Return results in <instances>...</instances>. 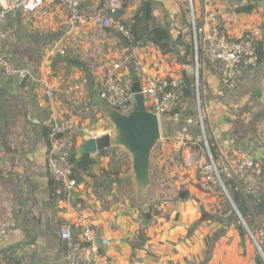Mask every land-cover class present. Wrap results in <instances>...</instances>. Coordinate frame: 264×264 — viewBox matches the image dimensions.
<instances>
[{"label": "crops", "instance_id": "crops-1", "mask_svg": "<svg viewBox=\"0 0 264 264\" xmlns=\"http://www.w3.org/2000/svg\"><path fill=\"white\" fill-rule=\"evenodd\" d=\"M10 1L0 0V7ZM123 1L128 6L122 18L128 19L143 0ZM149 1V29L163 27L171 41L166 50L151 43L137 47L139 59L153 77L180 79L185 73L190 78L195 67L194 26L202 23L208 8L222 15L229 12V0ZM107 8L108 0L80 4L84 13L106 15ZM105 28L86 26L80 35L74 34L59 1H47L32 12L13 10L0 23V56L30 71L24 81L0 66V220L9 233L7 243L0 244V264H67L59 236L64 225L74 236L82 225L91 229L101 264H264V195L254 200L241 191L243 196L237 195L234 203L220 187L204 193L197 188L200 173L187 162L190 152L208 161L210 141L217 148V166L232 156L250 157L262 165L264 177V55L234 88L224 86L217 64L205 59L198 73L209 108L206 128L189 115L180 117L182 106L194 95L191 86L190 97L179 103L178 117L167 116L161 123V138L151 154V218L144 217L146 210L135 200L127 181L130 157L120 147L91 152V174L82 173L69 196L53 179L46 166L52 120L74 118L73 153L79 154L85 140L109 131L95 106L100 85L118 77L129 87L130 79L138 76L129 43L114 28ZM229 32L233 39L252 35L264 48V0L248 14L234 13ZM187 53L192 62L184 65L179 59ZM47 88L53 89V97L46 96ZM91 111L99 121H89ZM170 152L179 153L183 164L166 163L162 170L163 157ZM179 173L189 175L180 189L192 191L190 198L173 194L180 186ZM162 174L169 185L156 182ZM122 183L132 191L130 203L138 209L134 215L123 210L128 192L119 188ZM102 237L109 240L106 247L101 246Z\"/></svg>", "mask_w": 264, "mask_h": 264}, {"label": "built area", "instance_id": "built-area-1", "mask_svg": "<svg viewBox=\"0 0 264 264\" xmlns=\"http://www.w3.org/2000/svg\"><path fill=\"white\" fill-rule=\"evenodd\" d=\"M47 1H59L65 5L67 21L76 35H80L86 26L112 27L120 32L130 45L129 55L133 59V67L140 81L141 92L145 95L151 110L158 115L160 124L167 116L178 117L176 109L180 99L177 90L181 87V80L178 78H156L149 75L146 66L139 59L137 47L130 44L133 40L130 30L119 20H114L110 16V13L121 6L120 0H108L106 15L82 12L80 10L82 0H11L8 4L0 7V23L9 17L13 10L22 9L32 12ZM202 18V23L199 26H194L197 66L199 68L200 61L203 65L205 59L216 63L223 85L227 88H234L244 71L257 66L260 62L256 50V40L249 34L242 35L237 39L231 37L229 29L234 19V13L226 12L222 15V13L208 8L204 11ZM2 38L3 33L0 31V43ZM0 66L6 74L17 75L21 78L30 74L28 69L18 67L12 61L1 56ZM39 83L41 84L42 80ZM196 88L199 96L201 91L199 90L198 76ZM45 94L48 97H53L54 91L47 88ZM99 94L118 111L126 112L131 106L129 87L118 77L105 81ZM202 96H204V91ZM76 130L77 125L74 118L62 116L52 120L48 134L49 148L46 154V166L67 196L71 195L78 186V179L74 176L73 164L69 159L76 145ZM95 137L97 136L91 138ZM207 154L208 161H202L193 152H190L187 157V162L194 164L200 173L198 188L202 192L211 193L220 187L230 198L227 189L225 188L226 193L223 188V175L233 179L239 190L246 195L249 194L258 199L264 195V177L260 163L250 157L236 155L223 159V165L219 167L214 162L209 149ZM220 154L223 156L222 152ZM59 236L66 246L67 264H101L102 253L95 245V236L88 226H80L74 236L70 227L64 225L60 229ZM8 240L7 225L0 220V244L7 243ZM100 243L102 247H106L109 240L102 237Z\"/></svg>", "mask_w": 264, "mask_h": 264}, {"label": "water", "instance_id": "water-1", "mask_svg": "<svg viewBox=\"0 0 264 264\" xmlns=\"http://www.w3.org/2000/svg\"><path fill=\"white\" fill-rule=\"evenodd\" d=\"M127 6L128 1H123L119 8L110 13V16L114 20L121 19ZM197 65L198 57L195 48L196 75L198 74ZM26 78L27 76L23 80L25 81ZM129 92L131 106L126 112L118 111L110 106L100 94L96 96L95 106L100 115L108 122L109 131L90 138L87 141V149L83 151L91 153L110 147L124 149L130 157L127 181L134 189L136 202L142 210H147V192L149 187L154 184L151 177V154L161 138V124L158 115L151 110L145 95L141 92L138 76L130 79ZM223 188L226 191L224 186Z\"/></svg>", "mask_w": 264, "mask_h": 264}, {"label": "trees", "instance_id": "trees-1", "mask_svg": "<svg viewBox=\"0 0 264 264\" xmlns=\"http://www.w3.org/2000/svg\"><path fill=\"white\" fill-rule=\"evenodd\" d=\"M258 0H246V3L244 4H236L234 6L235 0H229L230 2V8L229 12L231 13H250L252 10L256 7ZM152 18V4L149 0H143L141 5L138 7L137 10L133 13L131 18L128 19H119V22L124 24L131 32L133 36L132 42H130L131 45H134L136 47H140L142 45H147L148 43H151L153 45H156L160 50H166L168 49V45L171 41V35L168 30L164 29L163 27H155L153 29H149V22ZM256 50L258 53L259 61L263 59L264 55V48L262 42L256 41ZM189 56V59L187 58ZM184 59H179L182 61V64H190L192 60L190 59V55L187 53L183 57ZM181 80V87L178 88L177 93L179 95L180 103L182 101L187 100V98L191 95V79L183 73V76L180 78ZM103 89V85H100L99 92ZM181 110V106H178L176 109L177 112ZM210 151L212 158L214 162L217 165V159H218V152L215 145H212L210 141ZM74 152V151H73ZM70 161L73 164V171L74 176L79 180L82 173H90V167L93 163V160L90 158V153L82 151L79 154L72 153L70 156ZM163 167L162 170L166 167V163L170 165H178L182 166V159L180 157L179 153H166L163 157ZM156 179V177H154ZM224 186L228 191V194L230 196V199L237 203V195L242 197V192L237 187V184L233 179L226 178L222 175ZM160 181L163 184L169 185V181L166 174H162L160 179H156V182ZM249 197H252L254 200L258 199L248 194ZM226 204L228 208H231L230 201L227 197H225ZM149 209L146 211H142L144 214V217L146 219L151 218V216L154 214V203L151 201V198H148L147 200ZM244 233H246L245 228H241Z\"/></svg>", "mask_w": 264, "mask_h": 264}, {"label": "rangeland", "instance_id": "rangeland-1", "mask_svg": "<svg viewBox=\"0 0 264 264\" xmlns=\"http://www.w3.org/2000/svg\"><path fill=\"white\" fill-rule=\"evenodd\" d=\"M194 60V58H193ZM199 70L198 71H202V65H201V61L199 62ZM201 73H198L196 75V72H195V67L193 66L192 68V72H191V83H192V88L193 90H195V92L193 93L194 95L189 99V101H187L184 106H182V111L180 113V117H185V116H191L193 117V119L195 120V122L197 123V125H199L200 127V124L201 127L203 128V130H205L206 128V124H207V117L209 116L208 114V106H207V103H206V96H202V93L204 91L203 89V77ZM197 76H198V80H199V90L201 91L200 95L198 96L197 93H196V79H197ZM127 82H128V79H126ZM205 92V91H204ZM196 110V112H195ZM89 112V111H88ZM193 113H197V115L193 114ZM87 115V114H86ZM199 115L201 116L202 119H200V121H198L199 119ZM89 118V121H92V122H95V121H99L100 119L98 118V116H96V113H94V111H91L88 116ZM198 117V118H197ZM187 119V118H185ZM202 121V122H201ZM199 122V123H198ZM201 129V128H200ZM202 130V131H203ZM106 131V130H105ZM202 133V132H201ZM171 137H175L174 135H172ZM84 149H87V142L85 140L84 144H83V150ZM164 152H167V151H164ZM169 152V151H168ZM181 171V170H180ZM199 175V173H197ZM188 174L184 175V173H179L177 176H176V180L180 183L178 185H180L178 187L177 190H173V194L174 195H177V196H181L186 199V198H190L192 196V191L189 192L187 191V189H183L181 190L180 188L185 186L187 183V180L188 179ZM199 178V177H198ZM186 183V184H185ZM119 188H123V191H126L128 192V197H124V201H123V210L126 209L127 211L130 212L131 215H134L136 213H138V209L137 207H135L134 205H132L130 203V200H131V196H132V191L129 190V188H127L126 186H124V184L122 183L121 187L119 186ZM197 188H198V185H197ZM122 191V189H121ZM155 190H152V193H154ZM124 192V193H126ZM130 203V204H129ZM245 226V225H244Z\"/></svg>", "mask_w": 264, "mask_h": 264}, {"label": "bare ground", "instance_id": "bare-ground-1", "mask_svg": "<svg viewBox=\"0 0 264 264\" xmlns=\"http://www.w3.org/2000/svg\"><path fill=\"white\" fill-rule=\"evenodd\" d=\"M92 139V138H91Z\"/></svg>", "mask_w": 264, "mask_h": 264}]
</instances>
